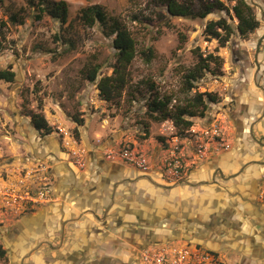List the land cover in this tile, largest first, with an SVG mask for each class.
Segmentation results:
<instances>
[{"label": "rangeland", "instance_id": "1", "mask_svg": "<svg viewBox=\"0 0 264 264\" xmlns=\"http://www.w3.org/2000/svg\"><path fill=\"white\" fill-rule=\"evenodd\" d=\"M66 1L69 19L65 28L49 16L35 20L34 10L26 0L0 2V21L6 24L0 23V69L11 67L16 73L13 82L0 81V184L17 180L24 167L38 162L48 164L52 173L53 144L59 145L76 164L77 158L65 146L63 130L75 137L84 165L91 146L108 160L110 149L135 150L157 159L176 144L177 136L180 148L191 151L193 130L185 136L178 135L171 120L151 118L148 107L157 97H171L173 106L195 92L187 94L183 90V75L197 62L198 48L223 59V75L206 73L198 83L199 91L215 92L221 101L228 99L232 86L253 83L264 91V0H247L260 20L259 28L245 37L236 30L225 47L205 35L208 22L221 17L236 28L237 19L222 10L205 18H190L169 15L163 0ZM222 1L229 7L235 3ZM94 4L100 5L109 17L118 18L137 45L136 57L129 65V82L113 101L104 100L97 89L98 80L113 73V40L98 23L92 26L79 18L83 8ZM14 11H19L23 24L10 22ZM149 47L154 49V58L146 62L143 51ZM94 65L99 66L98 80L90 82L85 71ZM38 111L45 114L52 133L45 134L34 127L31 114ZM75 117L82 119V124ZM197 118L202 117H194V125ZM218 121L228 142L225 122ZM17 206L12 200H0V250L5 251L4 255L0 252V264H32L25 260L41 246L35 250L30 246L25 256L22 253L34 239L22 227L23 221L42 205L23 211ZM167 243L194 244L184 240ZM219 257L232 264L225 252Z\"/></svg>", "mask_w": 264, "mask_h": 264}, {"label": "crops", "instance_id": "2", "mask_svg": "<svg viewBox=\"0 0 264 264\" xmlns=\"http://www.w3.org/2000/svg\"><path fill=\"white\" fill-rule=\"evenodd\" d=\"M231 88L228 99L194 119L192 129L222 120L231 148L191 159L185 180L176 185L158 171L143 174L108 160L92 146L80 167L53 144L54 198L23 221L34 237L23 255L41 245L25 261L114 264L140 243L184 240L225 252L232 264H264V91L253 83ZM184 152L191 158L189 149Z\"/></svg>", "mask_w": 264, "mask_h": 264}, {"label": "trees", "instance_id": "3", "mask_svg": "<svg viewBox=\"0 0 264 264\" xmlns=\"http://www.w3.org/2000/svg\"><path fill=\"white\" fill-rule=\"evenodd\" d=\"M29 7L34 10L33 18L37 21L43 20L46 16L51 17L65 28L69 19V4L66 0H26ZM232 7L226 5L222 0H163L166 10L171 16L205 18L210 13L218 10L225 11L232 18L237 19L236 28L226 17L218 20H211L205 28V35L208 39L218 40L220 47H225L237 30L243 37L255 32L260 26V20L254 7L247 0H234ZM2 2V0H0ZM22 9V8H21ZM23 10V9H22ZM79 18L89 25L98 23L105 34L112 38L113 47L116 50V61L112 65L113 73L104 75L98 80L99 66L94 65L86 71V78L90 82H97V89L100 96L107 101H113L122 95L123 90L129 82V65L137 54L136 41L129 29L116 17H109L100 5H90L83 8ZM9 20L13 24H23L24 19L18 12H12ZM5 26V21H0ZM62 39V35H59ZM146 62L154 58L152 47L143 51ZM197 62L184 73L183 90L189 94L182 103L171 106V97H157L149 104L151 118L155 120H171L177 128V134L185 136L187 131L194 125V117H206L211 105L221 101V97L212 91H199L198 83L206 73L215 77L223 75V59L214 52H204L200 48L196 51ZM16 73L11 68L0 69V81L13 82ZM42 102L39 106L42 107ZM34 127L45 134L52 133L53 129L42 111L31 114ZM75 121L82 124V119L75 117ZM147 130H148V124ZM4 255L5 251L0 250Z\"/></svg>", "mask_w": 264, "mask_h": 264}, {"label": "built area", "instance_id": "4", "mask_svg": "<svg viewBox=\"0 0 264 264\" xmlns=\"http://www.w3.org/2000/svg\"><path fill=\"white\" fill-rule=\"evenodd\" d=\"M192 131V129H191ZM194 139L191 146V158L179 146V137H175L176 144L161 157L149 158L135 150H108V158L121 160L140 170L143 174L158 171L162 179L176 185L186 178L190 160L201 161L215 153L229 150L231 144L224 140V132L216 119L204 127L200 132L192 131ZM65 146L76 160V165L84 167L82 153L76 149L75 137L66 130ZM50 166L38 162L22 169V176L8 184H0V200H12L23 210L33 209L53 201V175ZM260 197L264 199V184L260 190ZM141 264H224L219 254L196 243L188 245H171L167 242L149 243L140 252Z\"/></svg>", "mask_w": 264, "mask_h": 264}, {"label": "flooded vegetation", "instance_id": "5", "mask_svg": "<svg viewBox=\"0 0 264 264\" xmlns=\"http://www.w3.org/2000/svg\"><path fill=\"white\" fill-rule=\"evenodd\" d=\"M146 242H149V241H146ZM146 242L140 243L136 250L134 249L131 252H126V253H128V257H127L126 261L117 262V263L115 261L113 263L114 264H141L139 252L144 246L149 244V243H146ZM153 243H161V242L160 241H154Z\"/></svg>", "mask_w": 264, "mask_h": 264}]
</instances>
